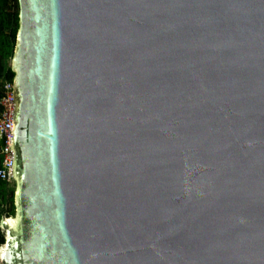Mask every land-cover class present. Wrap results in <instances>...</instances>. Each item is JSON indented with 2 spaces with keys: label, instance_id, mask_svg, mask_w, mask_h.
<instances>
[{
  "label": "water",
  "instance_id": "obj_1",
  "mask_svg": "<svg viewBox=\"0 0 264 264\" xmlns=\"http://www.w3.org/2000/svg\"><path fill=\"white\" fill-rule=\"evenodd\" d=\"M19 4L0 264H264V0Z\"/></svg>",
  "mask_w": 264,
  "mask_h": 264
},
{
  "label": "trees",
  "instance_id": "obj_2",
  "mask_svg": "<svg viewBox=\"0 0 264 264\" xmlns=\"http://www.w3.org/2000/svg\"><path fill=\"white\" fill-rule=\"evenodd\" d=\"M19 16V0H0V99L3 82H13L15 77L11 64L19 30ZM1 113L2 107L0 106V116ZM2 145L0 140V148ZM1 165L2 159L0 157V168ZM14 195L15 188H11L9 182L0 178V221L4 214L15 215ZM4 242L5 238L0 230V246Z\"/></svg>",
  "mask_w": 264,
  "mask_h": 264
},
{
  "label": "built area",
  "instance_id": "obj_3",
  "mask_svg": "<svg viewBox=\"0 0 264 264\" xmlns=\"http://www.w3.org/2000/svg\"><path fill=\"white\" fill-rule=\"evenodd\" d=\"M0 106L2 107V113L0 116V140L3 143L0 148V157L2 159L0 178L3 181L10 183L14 181V152L10 150L14 116V80L13 82H3Z\"/></svg>",
  "mask_w": 264,
  "mask_h": 264
},
{
  "label": "rangeland",
  "instance_id": "obj_4",
  "mask_svg": "<svg viewBox=\"0 0 264 264\" xmlns=\"http://www.w3.org/2000/svg\"><path fill=\"white\" fill-rule=\"evenodd\" d=\"M10 187H11V188H15V187H16V184H15L14 181H13V182H10Z\"/></svg>",
  "mask_w": 264,
  "mask_h": 264
}]
</instances>
